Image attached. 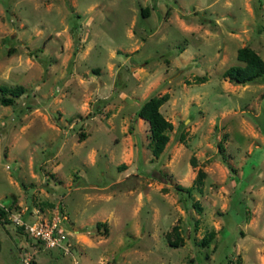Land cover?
Listing matches in <instances>:
<instances>
[{
  "label": "rangeland",
  "instance_id": "374dc122",
  "mask_svg": "<svg viewBox=\"0 0 264 264\" xmlns=\"http://www.w3.org/2000/svg\"><path fill=\"white\" fill-rule=\"evenodd\" d=\"M244 46L264 59V0H0V86L26 88L0 90V264H264V77L223 76ZM164 94L155 157L137 113ZM58 212L64 247L15 221Z\"/></svg>",
  "mask_w": 264,
  "mask_h": 264
},
{
  "label": "trees",
  "instance_id": "16d2710c",
  "mask_svg": "<svg viewBox=\"0 0 264 264\" xmlns=\"http://www.w3.org/2000/svg\"><path fill=\"white\" fill-rule=\"evenodd\" d=\"M142 13L143 15L148 14V8L143 9ZM237 58L243 64L232 65L227 68L223 73L225 78L238 84H247L264 77V59L253 48L249 46L239 48ZM0 90L2 92L1 103L5 106L13 105L17 97L26 93V88L23 85H2L0 86ZM168 99L169 94L153 96L144 102L137 113L139 117L145 119L150 125L151 150L155 157H160L163 154L170 141V132L174 129V124L161 111V106ZM219 149H223L222 144H219ZM205 177V171L200 170L196 183L202 185ZM178 188L187 192L191 191V188L182 185H178ZM6 215L5 209L0 207V216L5 218ZM19 228L23 230V227ZM173 234L177 235L175 239L171 237ZM213 235L214 232L210 234V237ZM168 239L172 246H179L184 241L183 237L179 235L177 227L168 234ZM207 241L208 239L203 240V244H206Z\"/></svg>",
  "mask_w": 264,
  "mask_h": 264
},
{
  "label": "built area",
  "instance_id": "2783aa9c",
  "mask_svg": "<svg viewBox=\"0 0 264 264\" xmlns=\"http://www.w3.org/2000/svg\"><path fill=\"white\" fill-rule=\"evenodd\" d=\"M15 221L27 234L48 248L64 247L67 244L68 236L63 227V216L59 212L48 219L38 216L33 221H25L19 216L15 218Z\"/></svg>",
  "mask_w": 264,
  "mask_h": 264
}]
</instances>
